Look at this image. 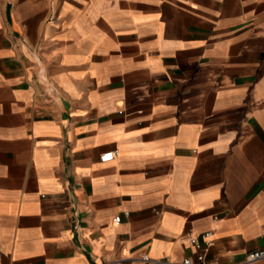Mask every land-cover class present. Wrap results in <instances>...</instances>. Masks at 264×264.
<instances>
[{
    "label": "crops",
    "instance_id": "crops-1",
    "mask_svg": "<svg viewBox=\"0 0 264 264\" xmlns=\"http://www.w3.org/2000/svg\"><path fill=\"white\" fill-rule=\"evenodd\" d=\"M204 233L264 249V0H0V264L179 262Z\"/></svg>",
    "mask_w": 264,
    "mask_h": 264
},
{
    "label": "built area",
    "instance_id": "built-area-1",
    "mask_svg": "<svg viewBox=\"0 0 264 264\" xmlns=\"http://www.w3.org/2000/svg\"><path fill=\"white\" fill-rule=\"evenodd\" d=\"M116 157L115 150H108L100 154L99 160L101 162H109ZM120 217L116 216L115 221H119ZM207 233L201 236V239L195 236L189 238L191 246L194 248V253L184 257L179 262H173L168 258L154 259L149 257L146 253L141 256V260L148 264H224L216 259H209L207 254L210 246V241L205 239ZM264 260V249H256L245 254L243 260L233 264H251Z\"/></svg>",
    "mask_w": 264,
    "mask_h": 264
}]
</instances>
